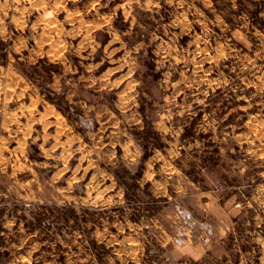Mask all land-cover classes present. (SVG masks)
Segmentation results:
<instances>
[{"label": "rangeland", "instance_id": "1", "mask_svg": "<svg viewBox=\"0 0 264 264\" xmlns=\"http://www.w3.org/2000/svg\"><path fill=\"white\" fill-rule=\"evenodd\" d=\"M0 264H264V0H0Z\"/></svg>", "mask_w": 264, "mask_h": 264}, {"label": "crops", "instance_id": "2", "mask_svg": "<svg viewBox=\"0 0 264 264\" xmlns=\"http://www.w3.org/2000/svg\"><path fill=\"white\" fill-rule=\"evenodd\" d=\"M209 229V228H208Z\"/></svg>", "mask_w": 264, "mask_h": 264}]
</instances>
